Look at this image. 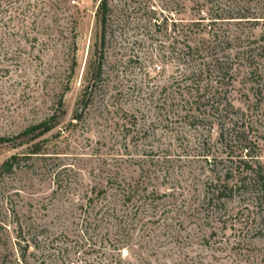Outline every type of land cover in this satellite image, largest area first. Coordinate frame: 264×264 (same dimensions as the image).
Returning a JSON list of instances; mask_svg holds the SVG:
<instances>
[{"label":"rangeland","instance_id":"374dc122","mask_svg":"<svg viewBox=\"0 0 264 264\" xmlns=\"http://www.w3.org/2000/svg\"><path fill=\"white\" fill-rule=\"evenodd\" d=\"M124 1L153 6L155 15L141 9L123 18ZM111 3L101 77L84 105L88 62L100 34L97 3L0 0V137L58 114L64 94L58 124L40 138L45 153L0 178V264H264V237L243 236L230 222L224 227L213 209L200 206L211 177L201 145L219 151L228 101L232 117L244 113L264 164V78L259 103L251 92L248 99L243 94L241 76L219 93L217 111L211 102L191 110L180 97L185 68L210 59L203 50L193 62L179 63L183 34L210 41V27L235 35L248 25L227 18L210 25V13L191 2L184 10L176 0ZM199 15L205 19L192 26ZM181 24L191 27L183 33ZM30 144L0 143V164L27 153ZM135 182L157 194L133 216L137 202L127 199L126 189ZM105 201L116 208L112 218L98 211ZM236 203L226 208L234 211Z\"/></svg>","mask_w":264,"mask_h":264},{"label":"trees","instance_id":"16d2710c","mask_svg":"<svg viewBox=\"0 0 264 264\" xmlns=\"http://www.w3.org/2000/svg\"><path fill=\"white\" fill-rule=\"evenodd\" d=\"M94 1L97 3L95 15L100 25V34L98 43H96V50L88 62V83L83 87L80 100L84 105L86 100L91 97L101 77L105 58L104 47L107 40V29L112 25L113 15L111 0ZM187 2H191L199 8L201 13L204 12V9L206 13L209 12L210 25H214L218 22V19L223 21L227 18V22L235 20L237 23H245L248 26L240 29L239 33L235 35L231 32L219 34L214 31V28L210 27L206 31L211 38L208 41L203 37L196 39L184 35V32L188 31L191 25L181 24L184 34L182 36L183 45L178 56L179 63L181 61L193 62L195 55L203 50L209 51L208 54H210L209 61L203 60L196 65L192 64V66L188 64L190 66L185 68L183 80L186 84L181 88V100L189 105L191 110L196 109L198 106L206 107L207 104L205 103L211 102L210 109L213 108L212 110L217 111L218 106L221 105L217 100L219 93L228 85L233 84L236 76H241L246 82L243 94L248 99L251 92V95L256 97V103H259L263 95V85L260 80L264 78V0H176L175 4L180 10H184ZM213 6H216V8L214 9ZM223 7L229 9L225 12L226 17H222L225 16V13H222ZM141 9L145 10L147 15H155L153 6H131L128 1L122 3L120 13L123 18H127L129 12L140 11ZM199 16L197 21L191 23L192 26L203 22L204 16ZM257 26L261 28L259 35L254 33ZM72 44L75 51L76 42L73 41ZM72 58L71 68L74 70L75 55ZM209 72L215 73L213 78ZM247 84H249V87H246ZM63 96L62 93L56 104L58 114L55 111V113L28 125L11 137H0V143L10 144L14 148L31 143L26 148L27 153H14L0 164V178L19 168L21 162L26 158L33 155L38 157L40 154L45 153L43 151L46 149L43 148V144L46 139L40 138L53 131L58 124V116L62 111ZM215 101L217 103L216 107L213 105ZM227 106L233 109L229 101L222 107L225 108L224 111L229 114V117L225 121L226 126L221 125L220 127L219 151H214L213 147L208 145H201V158L209 164L211 177L206 178L204 182V197L200 206L213 209L216 212L217 220L224 227L227 226V222H230V227L236 230L238 226L239 233L243 236L264 237V164L259 160L256 143L249 139L248 125L246 120L242 119L245 116L244 113L239 119L234 118L232 117V111L229 112ZM73 119H78V116L75 115ZM102 192L103 199H106V191ZM156 194V191L149 192L138 182L128 184L126 197L129 201L135 199L137 202L132 203L133 216L143 208L147 200L153 202ZM88 200L91 201V198ZM235 200L239 207L234 211H229L226 208L227 203ZM94 206L96 207V204ZM88 207L93 210L90 204ZM98 211L99 213L102 211V217L108 218L114 217L117 212L114 205L110 204L109 201L100 204ZM17 225L19 236H21L22 225L20 223H17ZM0 226H3L1 221ZM132 226L133 224H128L127 227L124 226V229L128 232ZM28 243L26 241V245Z\"/></svg>","mask_w":264,"mask_h":264}]
</instances>
